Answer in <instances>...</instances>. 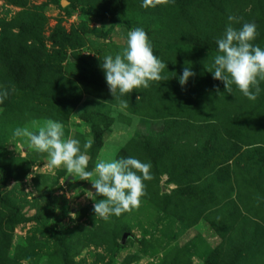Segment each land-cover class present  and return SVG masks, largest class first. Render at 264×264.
I'll use <instances>...</instances> for the list:
<instances>
[{"label":"rangeland","instance_id":"1","mask_svg":"<svg viewBox=\"0 0 264 264\" xmlns=\"http://www.w3.org/2000/svg\"><path fill=\"white\" fill-rule=\"evenodd\" d=\"M142 2L0 0V264H264V81L253 101L209 72L229 15L254 22L264 49V0ZM138 27L167 67L114 98L101 64ZM49 119L82 152L93 140L86 171L150 162L139 207L95 217V174L49 169L13 136Z\"/></svg>","mask_w":264,"mask_h":264},{"label":"clouds","instance_id":"2","mask_svg":"<svg viewBox=\"0 0 264 264\" xmlns=\"http://www.w3.org/2000/svg\"><path fill=\"white\" fill-rule=\"evenodd\" d=\"M169 0H143L141 7L155 8L167 4ZM222 37L216 40L217 55L211 72L213 79L222 81L227 93H232V86L249 100L255 101L260 92V81H264V49L255 45L257 25L245 22L237 29L233 22L239 23L240 18L229 15ZM101 67L105 73V80L109 91L114 98L117 93L122 97L132 93L133 89L148 88L151 81H161V72L167 67L153 53L147 33L142 28H135L128 32L126 47L114 57L107 55ZM195 73L191 67L185 66L182 75L178 77L183 87ZM217 93L220 91L217 88ZM8 92L0 93V104L7 98ZM139 99V97H137ZM127 107V102H121ZM64 126L61 122L46 120L39 127L38 133L27 129L16 128L14 137L27 136L29 147L41 153L48 154L47 167L59 168L63 165L68 173H74L80 180L90 181L95 174L98 178L91 180L95 196L102 197L94 202L95 217L108 220L110 216L119 217L122 213L139 207L140 197L145 195V183L152 179L150 174L151 163L142 162L134 157H120L119 159H100L94 172L86 171L89 156L86 151L92 147L93 140L84 143L81 151L80 141L64 137ZM27 264V262H23Z\"/></svg>","mask_w":264,"mask_h":264}]
</instances>
